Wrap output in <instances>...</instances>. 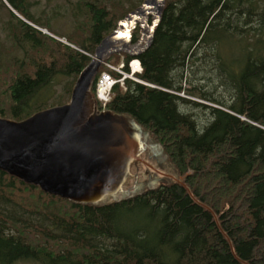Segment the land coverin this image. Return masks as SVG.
Returning a JSON list of instances; mask_svg holds the SVG:
<instances>
[{
	"label": "trees",
	"instance_id": "1",
	"mask_svg": "<svg viewBox=\"0 0 264 264\" xmlns=\"http://www.w3.org/2000/svg\"><path fill=\"white\" fill-rule=\"evenodd\" d=\"M8 47L0 45V118L24 120L69 102L97 46L143 0H84L86 21L65 46L26 22L39 21L27 0H3ZM1 2V0H0ZM3 4V3H2ZM140 35H131L135 44ZM241 48L232 56L222 46ZM6 56V58H5ZM122 57L125 70L134 57ZM139 79L115 84L98 112L124 115L161 149L176 177L102 203L62 199L0 170V264H264V0H165ZM216 64L233 89L230 102L190 80L193 67ZM117 64V63H116ZM201 66V67H200ZM60 80L66 98L49 101ZM187 84V87H184ZM214 103L207 106L178 95ZM207 109L198 124L186 105Z\"/></svg>",
	"mask_w": 264,
	"mask_h": 264
},
{
	"label": "water",
	"instance_id": "2",
	"mask_svg": "<svg viewBox=\"0 0 264 264\" xmlns=\"http://www.w3.org/2000/svg\"><path fill=\"white\" fill-rule=\"evenodd\" d=\"M165 0H143L118 21L116 29L95 49L79 73L68 103L50 107L13 121L0 118V170L42 192L79 202L128 155L117 148L127 131L124 115L101 112L83 115L86 97L101 62L114 53L137 57L151 43ZM152 15V23L139 40L129 44L139 19ZM129 33V35H128ZM85 118L81 127L78 121Z\"/></svg>",
	"mask_w": 264,
	"mask_h": 264
},
{
	"label": "rangeland",
	"instance_id": "3",
	"mask_svg": "<svg viewBox=\"0 0 264 264\" xmlns=\"http://www.w3.org/2000/svg\"><path fill=\"white\" fill-rule=\"evenodd\" d=\"M31 4V10L35 17L39 21L50 20L51 27L58 35L49 33L46 29L38 27L32 23L26 22L34 29L38 30L45 36L54 39L55 41L69 46L72 49L78 50V48L67 42L64 36L68 37L75 34L76 26L86 21V18L82 15L84 8L79 6L84 0H27ZM137 2V0H133ZM143 2V1H142ZM3 3V4H2ZM11 10L3 0L0 2V45L8 47L10 44L6 40L4 23L8 19V10ZM12 11V10H11ZM13 12V11H12ZM17 17L18 14L13 12ZM146 30L152 23V15L149 14L146 17ZM141 23L142 20H139ZM138 22L136 27L139 35L141 33L142 26ZM144 26V25H143ZM145 28V27H144ZM144 32V31H143ZM129 44L131 39H129ZM222 50H228L232 56L227 59V64H231V59L234 56L239 57L241 55L240 46L232 39L227 41L222 46ZM1 60L3 61L4 53L0 49ZM94 55V54H93ZM92 55V56H93ZM91 56V57H92ZM6 58V56H5ZM116 57L111 59V64L116 65L123 62L122 57L116 62ZM124 63V62H123ZM105 67V66H104ZM201 67V66H200ZM100 68V67H99ZM106 68V67H105ZM205 71L198 73L201 68L193 67L190 72V80L196 85H203L204 91L207 96H211L215 99L222 100L223 102H230L233 98V89L226 85V81L220 79L216 64L205 66ZM107 69V68H106ZM97 74V73H96ZM96 75L94 76V78ZM93 78V80H94ZM92 80V81H93ZM66 80H60L54 86L49 101L64 100L66 95L62 91V84ZM187 84H184V87ZM178 95L188 100H193L197 103H202L207 106H216L214 103L199 99L198 96H189L187 93L180 92ZM86 101L89 105L88 117H93L98 114V109L95 107V100L92 99L90 89L86 97ZM185 111L193 116V119L198 123H206L210 119V114L207 109L194 107L187 104L184 108ZM106 112V111H104ZM101 113V112H100ZM123 124L126 127L127 134L123 141L117 145V148L126 153L128 157L121 158L122 161L117 160V166H115L111 172H109L102 180L97 183L90 194L86 197L85 201L91 203H102L119 199L127 195L139 192L145 188L158 185L161 181L175 178L177 175L173 170V167L167 162L161 149L153 142L150 136L132 120L125 116ZM16 264H37L34 262H18Z\"/></svg>",
	"mask_w": 264,
	"mask_h": 264
},
{
	"label": "built area",
	"instance_id": "4",
	"mask_svg": "<svg viewBox=\"0 0 264 264\" xmlns=\"http://www.w3.org/2000/svg\"><path fill=\"white\" fill-rule=\"evenodd\" d=\"M101 65L105 66L110 72L116 73L118 75V78H115L108 71H103L96 78L94 96L103 107L110 100L111 90L113 86L115 84L123 86L125 79L132 80L145 86L154 87L153 85L145 83L137 77V75L142 72V68L139 60L136 58H133L128 61L126 65L127 70H125L123 62L116 65H112L110 63H107L106 60H103L101 62Z\"/></svg>",
	"mask_w": 264,
	"mask_h": 264
},
{
	"label": "bare ground",
	"instance_id": "5",
	"mask_svg": "<svg viewBox=\"0 0 264 264\" xmlns=\"http://www.w3.org/2000/svg\"><path fill=\"white\" fill-rule=\"evenodd\" d=\"M146 17L145 18H141V19H139V20H142L143 22L141 23L140 21V23H141V26H142V29H143V31H144V33H145V31H146V26H145V22H146ZM144 25V26H143ZM145 27V28H144ZM128 35H129V33H128ZM117 78V77H116ZM88 111H90L89 110V105H88V103H87V101H86V103H85V109H84V113H83V115L85 116V117H88V114L87 113H89ZM84 122H85V118L83 117V118H81V121H78V123L76 124V126L79 128V127H81L83 124H84Z\"/></svg>",
	"mask_w": 264,
	"mask_h": 264
}]
</instances>
